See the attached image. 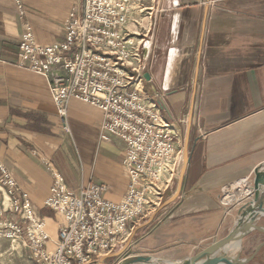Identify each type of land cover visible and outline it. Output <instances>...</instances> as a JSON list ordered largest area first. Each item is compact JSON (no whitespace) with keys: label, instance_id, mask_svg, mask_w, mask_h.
<instances>
[{"label":"crops","instance_id":"obj_1","mask_svg":"<svg viewBox=\"0 0 264 264\" xmlns=\"http://www.w3.org/2000/svg\"><path fill=\"white\" fill-rule=\"evenodd\" d=\"M151 1L148 21L134 24L145 35L143 91L171 125L180 174L173 198L129 221V239L93 264H115L127 252L167 261L196 254L233 227L237 208L251 199L253 170L264 163V0ZM80 4L0 0V161L52 239L61 218L44 202L55 173L73 193L97 183L112 200L129 182L125 143L100 137L101 110L70 99L65 130L46 78L19 64L26 26L38 44L59 42Z\"/></svg>","mask_w":264,"mask_h":264},{"label":"built area","instance_id":"obj_2","mask_svg":"<svg viewBox=\"0 0 264 264\" xmlns=\"http://www.w3.org/2000/svg\"><path fill=\"white\" fill-rule=\"evenodd\" d=\"M135 7L132 0H81L61 41L38 44L29 26L20 38L19 64L46 78L63 128L72 98L101 110L100 137L125 143L129 178L125 195L112 200L97 183L73 193L55 173L44 202L61 218L52 239L0 161V239L20 243L35 264H93L129 239V221L159 206L178 174L171 125L143 91L139 49L145 35L126 29ZM17 8L23 14L20 1Z\"/></svg>","mask_w":264,"mask_h":264},{"label":"water","instance_id":"obj_3","mask_svg":"<svg viewBox=\"0 0 264 264\" xmlns=\"http://www.w3.org/2000/svg\"><path fill=\"white\" fill-rule=\"evenodd\" d=\"M147 79V75H144ZM253 186L251 199L240 205L235 213L233 227L229 232L216 241L203 247L192 256L179 260L167 261L146 254H131L127 252L115 264H246L251 261L256 253L264 246L262 241L254 252L246 257H240L243 238L252 231L264 232V225L259 220L264 218V163H260L253 170ZM235 248L233 255L229 250Z\"/></svg>","mask_w":264,"mask_h":264},{"label":"rangeland","instance_id":"obj_4","mask_svg":"<svg viewBox=\"0 0 264 264\" xmlns=\"http://www.w3.org/2000/svg\"><path fill=\"white\" fill-rule=\"evenodd\" d=\"M138 4H139V8H135L134 10H132L131 14L129 15L130 17L127 23V28L130 32H134V34L136 35L138 34L141 35L143 31H137V28H135L134 24L137 25V22L140 23V22H143L144 20L148 21L150 7L152 6L153 3L151 0H140ZM179 174H180V169L178 170V174L174 178L171 186L168 188V190L163 195L160 204L170 201L173 198L172 192L174 190L175 182ZM164 215L165 214L163 212L159 214L158 217L160 218V217H163ZM262 219L264 218H261V220ZM261 220H259V224ZM260 233H263V235L259 233H252L251 235L249 234L245 238H243L241 249H240L241 258H246L250 256L254 252L256 247L262 241H264V232H260ZM8 243H9L8 241L0 239V251H1L0 253H3L7 249H9L10 245ZM13 248L15 251H11L9 249L10 251L6 254L7 255L10 253L12 254L8 255V257L5 256V258H3V260L7 259V261L4 263L1 262L0 264H31L32 263V259L27 254L24 253V249L20 243L13 244ZM232 252L235 253V250H233ZM246 264H264V246L256 253L255 257Z\"/></svg>","mask_w":264,"mask_h":264},{"label":"bare ground","instance_id":"obj_5","mask_svg":"<svg viewBox=\"0 0 264 264\" xmlns=\"http://www.w3.org/2000/svg\"><path fill=\"white\" fill-rule=\"evenodd\" d=\"M235 248L233 247L232 249H230L229 251H233Z\"/></svg>","mask_w":264,"mask_h":264}]
</instances>
